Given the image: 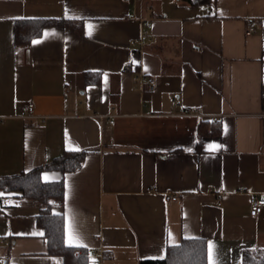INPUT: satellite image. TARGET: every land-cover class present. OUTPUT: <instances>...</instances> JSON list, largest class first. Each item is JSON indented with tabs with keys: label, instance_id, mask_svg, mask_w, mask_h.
<instances>
[{
	"label": "crops",
	"instance_id": "crops-1",
	"mask_svg": "<svg viewBox=\"0 0 264 264\" xmlns=\"http://www.w3.org/2000/svg\"><path fill=\"white\" fill-rule=\"evenodd\" d=\"M39 17L82 20L84 35L50 26L16 44L15 20ZM263 97L264 0H0V176L87 150L80 169L42 179H65L66 243L90 264L163 258L194 237L208 264L263 250L264 210L249 202L264 197ZM202 121L221 134L200 137ZM0 195L2 264H64L38 204Z\"/></svg>",
	"mask_w": 264,
	"mask_h": 264
},
{
	"label": "trees",
	"instance_id": "trees-1",
	"mask_svg": "<svg viewBox=\"0 0 264 264\" xmlns=\"http://www.w3.org/2000/svg\"><path fill=\"white\" fill-rule=\"evenodd\" d=\"M192 4H213L215 0H188ZM62 27L71 33L83 36L82 20L64 17L18 18L15 20L14 41L26 44L42 35L45 28ZM97 77L88 82L99 81ZM264 110V97H263ZM222 123L202 121L199 128L200 137L219 135ZM203 149V139L198 142V150ZM87 150H65L60 156L29 171L0 176V192H15L22 198L34 200L39 207L36 215L38 224L45 230L48 251L60 255L64 264H90V252L86 247L70 246L66 243V219L63 207L65 202V179L44 181V170H59L63 174L80 169L86 159ZM2 195H0V215H2ZM81 250V252H79ZM139 264H208V248L203 238H183L178 244L167 246L166 256L156 259H142ZM243 264H264V249L248 252Z\"/></svg>",
	"mask_w": 264,
	"mask_h": 264
},
{
	"label": "built area",
	"instance_id": "built-area-1",
	"mask_svg": "<svg viewBox=\"0 0 264 264\" xmlns=\"http://www.w3.org/2000/svg\"><path fill=\"white\" fill-rule=\"evenodd\" d=\"M255 30V27L253 24H251L249 26L248 29V33H252ZM133 69V65L132 64H128L126 66V70H132ZM137 80L139 81V83L141 84L139 88L143 89L145 86L150 89V90H154L156 88L157 82L156 79L153 76L147 75V74H139L137 76ZM34 109V103L33 102H28L25 106H24V110H25V114L26 116H30V114L32 113ZM197 113L199 115H203L201 108H198L195 111L191 110V113ZM111 122H114L113 119L110 120ZM178 196L176 194L173 193H168L166 194V200H177ZM250 215L251 216H258L260 213L263 212L264 210V197L259 196V195H251L250 196ZM221 203V201L219 202V204ZM4 238H1L0 241H4ZM0 264H2V262L0 261Z\"/></svg>",
	"mask_w": 264,
	"mask_h": 264
}]
</instances>
